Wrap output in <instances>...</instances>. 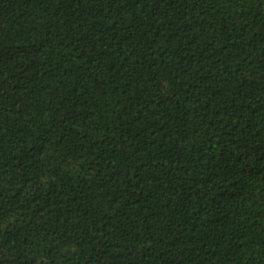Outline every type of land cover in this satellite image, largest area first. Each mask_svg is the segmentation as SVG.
<instances>
[{
	"label": "trees",
	"instance_id": "trees-1",
	"mask_svg": "<svg viewBox=\"0 0 264 264\" xmlns=\"http://www.w3.org/2000/svg\"><path fill=\"white\" fill-rule=\"evenodd\" d=\"M0 264H264V0H0Z\"/></svg>",
	"mask_w": 264,
	"mask_h": 264
}]
</instances>
